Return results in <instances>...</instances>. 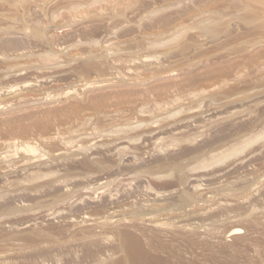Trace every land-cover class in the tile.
I'll return each mask as SVG.
<instances>
[{"label":"rangeland","instance_id":"374dc122","mask_svg":"<svg viewBox=\"0 0 264 264\" xmlns=\"http://www.w3.org/2000/svg\"><path fill=\"white\" fill-rule=\"evenodd\" d=\"M0 264H264V0H0Z\"/></svg>","mask_w":264,"mask_h":264},{"label":"bare ground","instance_id":"6f19581e","mask_svg":"<svg viewBox=\"0 0 264 264\" xmlns=\"http://www.w3.org/2000/svg\"><path fill=\"white\" fill-rule=\"evenodd\" d=\"M235 233V232H234Z\"/></svg>","mask_w":264,"mask_h":264}]
</instances>
